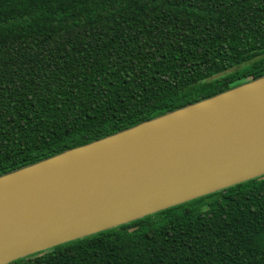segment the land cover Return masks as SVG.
I'll return each mask as SVG.
<instances>
[{
	"label": "trees",
	"instance_id": "16d2710c",
	"mask_svg": "<svg viewBox=\"0 0 264 264\" xmlns=\"http://www.w3.org/2000/svg\"><path fill=\"white\" fill-rule=\"evenodd\" d=\"M264 76V0H0V176ZM12 264H264V176Z\"/></svg>",
	"mask_w": 264,
	"mask_h": 264
},
{
	"label": "water",
	"instance_id": "95a60500",
	"mask_svg": "<svg viewBox=\"0 0 264 264\" xmlns=\"http://www.w3.org/2000/svg\"><path fill=\"white\" fill-rule=\"evenodd\" d=\"M264 176V76L0 176V264Z\"/></svg>",
	"mask_w": 264,
	"mask_h": 264
},
{
	"label": "rangeland",
	"instance_id": "374dc122",
	"mask_svg": "<svg viewBox=\"0 0 264 264\" xmlns=\"http://www.w3.org/2000/svg\"><path fill=\"white\" fill-rule=\"evenodd\" d=\"M33 256V255H32ZM31 257V256H30ZM28 258V257H27ZM24 259H26V258H24ZM24 259H21V260H24ZM18 261H20V260H18ZM17 262V261H16Z\"/></svg>",
	"mask_w": 264,
	"mask_h": 264
}]
</instances>
